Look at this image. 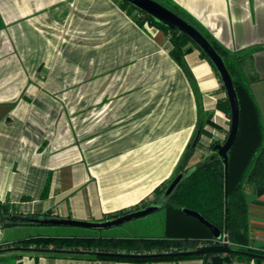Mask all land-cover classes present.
<instances>
[{
	"label": "crops",
	"instance_id": "obj_1",
	"mask_svg": "<svg viewBox=\"0 0 264 264\" xmlns=\"http://www.w3.org/2000/svg\"><path fill=\"white\" fill-rule=\"evenodd\" d=\"M174 1L224 46L250 53L243 73L264 119V0ZM170 45L167 31L139 22L122 0H0V201L7 214L103 219L151 202L198 126L195 90ZM185 58L201 94L202 117L212 113L213 124L206 125L221 138L230 126V115L217 105L226 95L221 76L197 46ZM211 139L203 134L199 155L192 161L193 151L187 165L213 150ZM246 193L251 243L264 245V191L259 194L248 182ZM40 223L0 214V237L12 243L35 234H103ZM19 250L13 264H200L202 259ZM229 264L255 262L232 257Z\"/></svg>",
	"mask_w": 264,
	"mask_h": 264
},
{
	"label": "trees",
	"instance_id": "obj_2",
	"mask_svg": "<svg viewBox=\"0 0 264 264\" xmlns=\"http://www.w3.org/2000/svg\"><path fill=\"white\" fill-rule=\"evenodd\" d=\"M159 1L196 25L222 55L231 72L239 99L240 123L236 139L228 150L229 161L227 170L222 156L216 150L206 153L204 158L193 166L186 163L188 156L195 151L198 143L202 141L203 134L212 138L208 145L210 148L213 147L215 142L220 141V138L213 134L212 130L206 125L209 123L213 124L212 113L207 114L204 119L202 117L204 109L202 107L201 94L194 77L191 75L185 53L195 45L199 48L202 55L206 56L213 64L214 62L190 35L158 20L152 14L138 8L128 0H122L124 6L134 10V16L139 22L142 23L148 20L168 32L171 42L170 53L188 72L198 101L199 117L197 128H201L200 134L195 144L192 143L193 140L188 144L176 165L173 175L161 185L155 187L158 194H163L171 178L178 171H183V176L173 190L164 194L161 205L165 207L166 212L164 233L157 236L35 234L12 241V243L7 245H53L55 247H80L105 251L98 253L66 252L95 258L153 260L193 256L202 258L203 264H211L210 253L169 254L165 252L192 249L204 242L215 241L208 225L183 210L184 206H188L199 210L207 219L220 227L223 232H226L230 245L235 249H239L230 252L233 258L254 259L255 264H264V245L256 246L251 243L249 199L246 193V184L248 182L254 184L259 194L264 191V119L260 105L249 85V80L243 73V65L250 53L244 49L231 50L224 46L196 17L174 0ZM217 105L231 115L227 93L224 97L218 99ZM228 130L229 127L227 133ZM227 133L223 136V141ZM212 154L214 155L212 156ZM143 203L146 204V202ZM137 206H140V204L137 203ZM129 209H123L121 212ZM6 213L7 204L0 201L2 219H4L3 215ZM118 250L129 252L158 251L160 253L145 255L109 252ZM19 251L16 248L0 251V260L7 261L9 264L17 263V258L20 255ZM9 252H15V254L7 255ZM50 253L62 252L50 251ZM226 264H229V262H226Z\"/></svg>",
	"mask_w": 264,
	"mask_h": 264
},
{
	"label": "water",
	"instance_id": "obj_3",
	"mask_svg": "<svg viewBox=\"0 0 264 264\" xmlns=\"http://www.w3.org/2000/svg\"><path fill=\"white\" fill-rule=\"evenodd\" d=\"M129 2L136 5L138 8L152 14L158 20H161L168 24L173 28H177L181 31H184L203 49L206 51L208 56L214 62L220 76L222 82L225 86L226 93L229 99L230 107H231V115H230V126L224 141H217L213 145V150H216L218 154H220L223 158V161L226 164V170L228 168L229 154L228 150L234 143L240 123V106L239 99L236 88L234 86V81L231 75L230 70L228 69L222 55L216 49V47L212 44L209 38L192 22L188 19L174 11L172 8L168 7L164 3L159 0H128ZM201 128L198 127L196 133L194 135L192 143L195 144ZM214 154H212L213 156ZM227 175V174H226ZM183 176V171H178L168 182L164 193L162 194V201L155 198L150 203L145 204L143 206L129 209L127 211H123L119 214L112 215L110 217H105L103 219H86V218H77L72 216H62V215H17L14 213L4 214L3 217L5 219H10L13 221H36L41 223H54V224H79L86 226H94V227H103L112 225L115 223L122 222L126 219H130L133 217L144 215L156 208L160 207L163 203L164 194L169 193L173 190L176 184L179 182L181 177ZM227 194V187H226ZM183 210L191 215L197 217L200 221L208 225L212 232V237L215 238V241L204 242L200 244L198 247L192 249H180V250H169L165 251L169 254L176 253H189V252H202V253H210L211 264H226V262H230L232 256L230 252L232 250H239L233 248L227 239V234L223 235V231L216 224L207 219L199 210L195 208H191L188 206H184ZM224 236V240L221 241V237ZM12 248L19 249H31V250H47V251H67V252H77V253H98L105 252L98 249H90V248H75V247H55V246H38V245H24V244H14L9 246L0 247V251L10 250ZM111 253L118 254H158V251H144V252H129L124 250L118 251H109Z\"/></svg>",
	"mask_w": 264,
	"mask_h": 264
},
{
	"label": "rangeland",
	"instance_id": "obj_4",
	"mask_svg": "<svg viewBox=\"0 0 264 264\" xmlns=\"http://www.w3.org/2000/svg\"><path fill=\"white\" fill-rule=\"evenodd\" d=\"M222 139L223 137L220 138V141H223ZM198 155H199V150H197L196 148L191 155V160L192 161L196 160ZM157 196L158 194L154 193L151 196V201L154 200ZM160 198H162V194ZM165 215H166L165 207L160 206L155 210H152L144 215L126 219L122 222L108 226H103V227H94V226H86L79 224H54V223H47L45 225L49 227H66V228L71 227L79 230H87L90 232H97V233L103 232L104 235L157 236L164 233ZM41 224L42 223H40V225Z\"/></svg>",
	"mask_w": 264,
	"mask_h": 264
},
{
	"label": "built area",
	"instance_id": "obj_5",
	"mask_svg": "<svg viewBox=\"0 0 264 264\" xmlns=\"http://www.w3.org/2000/svg\"><path fill=\"white\" fill-rule=\"evenodd\" d=\"M0 231H1V228H0ZM224 234H226V232H223V235H224ZM212 238H213V237H212ZM213 239H215V238H213ZM224 239H225L224 236H222V237H221V241H223ZM226 240H227L228 243H229L228 238H227ZM7 244H9V242H7V241L1 239V237H0V247L6 246ZM229 244H230V243H229ZM199 263L201 264V263H203V261L200 260Z\"/></svg>",
	"mask_w": 264,
	"mask_h": 264
},
{
	"label": "flooded vegetation",
	"instance_id": "obj_6",
	"mask_svg": "<svg viewBox=\"0 0 264 264\" xmlns=\"http://www.w3.org/2000/svg\"><path fill=\"white\" fill-rule=\"evenodd\" d=\"M150 203V202H149ZM146 204H148V203H146ZM143 205H145V204H140V206H143ZM140 206H137V207H140ZM137 207H134V208H137ZM131 209H133V208H131ZM127 211V210H126ZM121 213V212H120ZM119 214V213H118Z\"/></svg>",
	"mask_w": 264,
	"mask_h": 264
}]
</instances>
